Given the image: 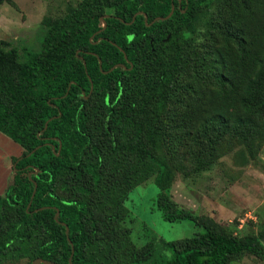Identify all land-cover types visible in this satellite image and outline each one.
Segmentation results:
<instances>
[{
  "label": "trees",
  "instance_id": "obj_1",
  "mask_svg": "<svg viewBox=\"0 0 264 264\" xmlns=\"http://www.w3.org/2000/svg\"><path fill=\"white\" fill-rule=\"evenodd\" d=\"M172 3L171 16L155 20ZM39 31L37 52L0 40V132L22 149L0 193V264L263 257L264 231L228 232L167 189L172 146L184 139L208 141L193 155L196 171L227 135L248 148L264 140V0H81L63 16L44 17ZM149 178L163 219H187L201 231L133 242L125 200Z\"/></svg>",
  "mask_w": 264,
  "mask_h": 264
},
{
  "label": "rangeland",
  "instance_id": "obj_2",
  "mask_svg": "<svg viewBox=\"0 0 264 264\" xmlns=\"http://www.w3.org/2000/svg\"><path fill=\"white\" fill-rule=\"evenodd\" d=\"M80 1L0 0V40L9 41L21 51H40L43 38L40 21L49 15L63 16ZM24 58L20 52V59ZM200 144L203 148L208 146L205 137L186 138L172 146L171 162L176 171L168 195L193 213L213 217L228 232L259 235L264 231V140L255 141L248 148L239 139L227 135L219 141L212 157L202 158L212 159L208 167L196 171L192 159ZM158 192L153 178H149L132 189L125 200L130 216L124 225L130 228V237L137 246L153 237L157 241H172L201 231L187 219L176 222L163 219L156 203ZM1 264H28V260ZM228 264H264V256L244 253Z\"/></svg>",
  "mask_w": 264,
  "mask_h": 264
},
{
  "label": "crops",
  "instance_id": "obj_3",
  "mask_svg": "<svg viewBox=\"0 0 264 264\" xmlns=\"http://www.w3.org/2000/svg\"><path fill=\"white\" fill-rule=\"evenodd\" d=\"M17 149L20 152H13ZM21 153V147L7 135L0 132V191L6 188L12 175V157L20 156Z\"/></svg>",
  "mask_w": 264,
  "mask_h": 264
},
{
  "label": "water",
  "instance_id": "obj_4",
  "mask_svg": "<svg viewBox=\"0 0 264 264\" xmlns=\"http://www.w3.org/2000/svg\"><path fill=\"white\" fill-rule=\"evenodd\" d=\"M179 1H180V0H179ZM173 11H174V4L172 3V5H171V9H170V12H169L166 16H164V17H162V16H158V17H156L155 20H164V19H167V18H169V17L171 16V14L173 13ZM139 12H141V11H138L137 14H138ZM108 16H109L108 14H105V15H102V16L100 17V22L102 23V29H104L105 26H106L105 17H108ZM145 20H146V16H145ZM124 57H125V59H126V55H125V54H124ZM98 61H99V66L101 67V60H100L99 58H98ZM84 65H85V61H84ZM116 66H117V65L112 66L107 72L113 70ZM90 83H91V88H90V91H91V90H92V82H91V80H90ZM50 119H52V117H51ZM50 119H49V120H50ZM49 120H48V121H49ZM48 121L45 122L44 128L47 127V123H48ZM3 134H4V133H3ZM38 147H39V146H37L35 149H37ZM35 149H33L30 153H28V155L31 154ZM36 172H37V170H36ZM35 189H36V183L34 182V189H33V192H32V195H31V198L33 197V195H34V193H35ZM29 205H30V202H29L28 206H29ZM36 210H37V209H36ZM57 215H58V211L56 212V214H55V216H54L55 219H57ZM65 232H66V234H67V232H68V228H67V227H66ZM72 252H73V249H72ZM71 256H72V254H71ZM43 263H45V264H51V263H53V262H52V261H46V260H43V259H41V258H36V259L33 261L32 264H43Z\"/></svg>",
  "mask_w": 264,
  "mask_h": 264
},
{
  "label": "flooded vegetation",
  "instance_id": "obj_5",
  "mask_svg": "<svg viewBox=\"0 0 264 264\" xmlns=\"http://www.w3.org/2000/svg\"><path fill=\"white\" fill-rule=\"evenodd\" d=\"M179 4H180V1L178 0Z\"/></svg>",
  "mask_w": 264,
  "mask_h": 264
}]
</instances>
